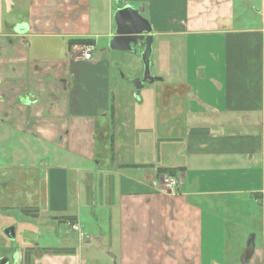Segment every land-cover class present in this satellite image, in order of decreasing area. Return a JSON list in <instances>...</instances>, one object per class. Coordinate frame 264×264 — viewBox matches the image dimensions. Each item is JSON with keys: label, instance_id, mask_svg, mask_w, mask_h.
Listing matches in <instances>:
<instances>
[{"label": "crops", "instance_id": "obj_1", "mask_svg": "<svg viewBox=\"0 0 264 264\" xmlns=\"http://www.w3.org/2000/svg\"><path fill=\"white\" fill-rule=\"evenodd\" d=\"M21 4L10 0V12L19 17L0 26V123L48 150L51 145L94 162L87 182L90 203L95 205L99 170L107 174L105 197L111 205L105 234L95 230L73 253L38 250L31 264H100V255L114 264H236V243L210 204L249 193L263 205V243L255 245L249 261H242L243 252L241 263L264 264V127L256 119L264 109V0ZM125 6L148 19L153 46L162 40L175 51L176 40L183 39L185 48L177 73L184 80L174 77L165 93L146 104L134 95L132 83L112 89L115 74L105 57L117 28L115 13ZM78 39L92 40L90 59L81 58L80 48L91 44L70 45ZM149 117L155 123L157 117L151 132V126L144 128ZM143 130L149 136L141 142ZM105 144L110 150L102 167ZM178 167L183 170L176 175L158 171ZM166 177L177 185L167 186ZM46 179L52 222L82 226L79 185L70 168L51 166ZM101 214L92 212L97 229ZM3 224L0 217L3 233L14 227ZM2 251V264H20V248L10 257Z\"/></svg>", "mask_w": 264, "mask_h": 264}, {"label": "rangeland", "instance_id": "obj_2", "mask_svg": "<svg viewBox=\"0 0 264 264\" xmlns=\"http://www.w3.org/2000/svg\"><path fill=\"white\" fill-rule=\"evenodd\" d=\"M28 0H19L21 6L25 5ZM10 0H0V26H5V23L9 20L15 21L16 17H19V12L11 13L9 7ZM135 5V4H134ZM18 7H20L18 5ZM183 39H177L174 46V50L163 47V41L158 40L153 46V52L151 56V76L162 77L163 81H155L154 83H148L141 91L140 97H143L145 104L148 98L159 97L167 91V86L175 81L179 77L177 73L180 72L182 65L185 62V48L182 45ZM59 43H62L59 40ZM93 46V45H92ZM161 48H163L161 50ZM105 57L110 60L112 70L115 74L112 82V89L118 90L123 87L129 88L132 86L131 79L135 75L141 77L144 72V63L142 60V49H138L137 52L133 51H116L110 49L109 53ZM83 59V58H82ZM171 69L172 71L167 69ZM121 72L125 75L122 78ZM176 73V74H175ZM184 76L180 75L177 81L184 80ZM191 81V80H190ZM141 114V112H140ZM263 127H264V109L257 115ZM204 120V118H201ZM199 118V120H201ZM248 119V118H241ZM253 120L255 118H252ZM145 124L151 126L149 129L151 132L152 127L157 124L154 117H149L148 122ZM155 123V124H154ZM154 124V125H153ZM142 127V124L136 126L137 130ZM147 131V130H145ZM140 132L139 139L147 138L145 132ZM143 139V140H144ZM145 141V140H144ZM142 147L145 144H140ZM45 143L39 142L38 139H32L29 135L23 133H16L14 130L9 129L0 123V217L2 223H11L15 228L16 238L9 240L8 237L0 229V247L5 249L1 254L7 257L11 256V253L15 248H21V245L33 242L38 243L39 247L59 246L67 247V245L78 246V243L82 240H88L92 237L95 230L105 234L107 231V225L105 220L106 210L111 208L110 202L105 197L107 191V174L100 173L98 170L96 174L99 177L94 187V195L91 198L95 202V205L90 203L88 189L89 170H93L95 163L85 159H79L76 155H72L68 150L62 151L60 148H53ZM108 151L110 150V144H105ZM63 153L61 157L60 154ZM104 154V160L101 166L107 164V157ZM66 156V160L64 159ZM48 158L49 166L57 167L60 165L70 168V174L72 179L79 185V200H76V207L81 209L82 213V226L81 231L85 234V237H80V231L74 230L71 224L67 223H54L53 219L47 214L46 207V192H47V171L50 168L44 167V162ZM64 160V161H62ZM82 168V169H77ZM80 180V182H78ZM73 181V182H74ZM75 183H73V186ZM10 188L9 192L8 189ZM76 188V187H75ZM211 202V201H210ZM217 205L210 204V212L222 217L228 226V239L236 243V248L233 250L236 252V264L241 263V257L244 249L247 247L249 238L254 234L255 245L261 246L263 243V205L260 200H256L253 195H236L227 196L223 200H216ZM214 206V208H213ZM25 207H38L40 216L38 218H31L24 214L22 211ZM10 209V210H9ZM100 210L102 212V220L95 226V223L91 221L92 212ZM10 212L8 214L7 212ZM7 213V214H6ZM51 223V227L50 223ZM80 223V224H81ZM3 224V226L5 225ZM2 226V227H3ZM28 236L29 234H31ZM34 240V241H31ZM76 241V243H75ZM40 252V251H38ZM113 252V251H112ZM115 253V250H114ZM89 253H86L88 256ZM100 264H114L110 261H103L104 256L100 255ZM107 259V258H106Z\"/></svg>", "mask_w": 264, "mask_h": 264}, {"label": "water", "instance_id": "obj_3", "mask_svg": "<svg viewBox=\"0 0 264 264\" xmlns=\"http://www.w3.org/2000/svg\"><path fill=\"white\" fill-rule=\"evenodd\" d=\"M114 19L117 28L114 36L111 38L110 48L118 51L133 52L142 49V60L144 63L143 75L130 80L134 86V95L139 98L146 84L162 80L161 77L151 76L150 71L154 41L153 29L150 22L142 15L141 11L131 6L119 8L115 13ZM121 76L125 78L122 72ZM4 233L11 240H14L16 237L14 227L6 228ZM254 238L255 236L253 234L248 240L246 250L242 257L243 262L250 260L251 254L249 253V249H252V251L255 249Z\"/></svg>", "mask_w": 264, "mask_h": 264}, {"label": "trees", "instance_id": "obj_4", "mask_svg": "<svg viewBox=\"0 0 264 264\" xmlns=\"http://www.w3.org/2000/svg\"><path fill=\"white\" fill-rule=\"evenodd\" d=\"M70 45L73 44H93L92 40L89 39H78V40H72L69 42ZM132 166V165H129ZM136 166V165H133ZM179 170H183L182 167H178V168H159L158 171L160 173H168L170 175H176L177 171ZM22 211L24 212L25 215L29 216V217H33V218H38L39 217V208L38 207H25L22 209ZM71 219V218H69ZM20 251L22 252V257L20 259V264H31V257L32 255H34L36 253V251H41V252H55V253H59V252H69V253H73L75 251V246H70V247H39V245H36V243L33 242H29L26 243L25 245H21L20 246ZM252 249H249V253H251ZM37 254V253H36Z\"/></svg>", "mask_w": 264, "mask_h": 264}, {"label": "built area", "instance_id": "obj_5", "mask_svg": "<svg viewBox=\"0 0 264 264\" xmlns=\"http://www.w3.org/2000/svg\"><path fill=\"white\" fill-rule=\"evenodd\" d=\"M80 50H81L80 51L81 58H83L84 60H88L92 56V52L94 50V46H92V45H83L80 48ZM165 183L170 188H174L177 185V181L175 179L171 178V177H166L165 178ZM72 228L74 230L80 231V237L81 238L85 237V234L81 231L80 225H78V224H72Z\"/></svg>", "mask_w": 264, "mask_h": 264}, {"label": "flooded vegetation", "instance_id": "obj_6", "mask_svg": "<svg viewBox=\"0 0 264 264\" xmlns=\"http://www.w3.org/2000/svg\"><path fill=\"white\" fill-rule=\"evenodd\" d=\"M2 261V260H1ZM10 264H12V263H10Z\"/></svg>", "mask_w": 264, "mask_h": 264}]
</instances>
